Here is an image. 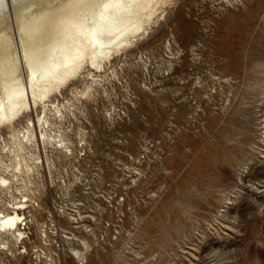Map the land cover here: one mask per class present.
<instances>
[{
	"label": "rangeland",
	"instance_id": "374dc122",
	"mask_svg": "<svg viewBox=\"0 0 264 264\" xmlns=\"http://www.w3.org/2000/svg\"><path fill=\"white\" fill-rule=\"evenodd\" d=\"M103 63L0 129V264H264V0H168Z\"/></svg>",
	"mask_w": 264,
	"mask_h": 264
},
{
	"label": "bare ground",
	"instance_id": "6f19581e",
	"mask_svg": "<svg viewBox=\"0 0 264 264\" xmlns=\"http://www.w3.org/2000/svg\"><path fill=\"white\" fill-rule=\"evenodd\" d=\"M167 2L0 0V129L12 126L22 113L40 102L45 114L38 123L42 127L49 124L46 100L79 76L86 66L101 69L114 52L147 29ZM31 125L37 126V122L31 121L23 134L29 140L36 136ZM41 136L51 137L45 129ZM20 148H24L22 139ZM20 165L18 161L16 167ZM8 181L0 172V182ZM20 220L19 212L8 211L0 216V229L16 228L14 233L19 231L21 235L17 228ZM75 250L83 260L86 251Z\"/></svg>",
	"mask_w": 264,
	"mask_h": 264
}]
</instances>
